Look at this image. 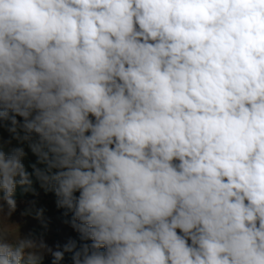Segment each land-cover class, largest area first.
I'll return each instance as SVG.
<instances>
[{
  "label": "clouds",
  "instance_id": "obj_1",
  "mask_svg": "<svg viewBox=\"0 0 264 264\" xmlns=\"http://www.w3.org/2000/svg\"><path fill=\"white\" fill-rule=\"evenodd\" d=\"M0 129V264H264V0H0Z\"/></svg>",
  "mask_w": 264,
  "mask_h": 264
},
{
  "label": "rangeland",
  "instance_id": "obj_2",
  "mask_svg": "<svg viewBox=\"0 0 264 264\" xmlns=\"http://www.w3.org/2000/svg\"><path fill=\"white\" fill-rule=\"evenodd\" d=\"M0 136L8 138L9 133H7L4 129H0ZM12 146L23 147L25 149L27 155L23 162L25 163L27 170L31 172V168L28 166L35 162L36 157L27 147V143L25 142L22 144L14 140ZM33 186L38 192L37 196H33L31 193H24L21 188H17V211L10 217L9 223L5 222L4 224L5 231L11 236L10 240L14 241L18 238V236L20 239L42 236L50 246H55L57 243L63 245L70 239H76L78 237V233H76L71 227L72 217H66L63 219L58 217V208L56 207V197L54 193H45L44 190L39 187V183L35 180ZM30 200H36L37 207L45 210L42 219L38 220L32 216L21 215L27 207L25 202ZM16 225L18 226L19 231ZM50 258V255H45L43 260Z\"/></svg>",
  "mask_w": 264,
  "mask_h": 264
},
{
  "label": "trees",
  "instance_id": "obj_3",
  "mask_svg": "<svg viewBox=\"0 0 264 264\" xmlns=\"http://www.w3.org/2000/svg\"><path fill=\"white\" fill-rule=\"evenodd\" d=\"M65 209H58V217L59 218H66V217H72V214L71 213H68L67 215H65ZM76 240L78 241L79 243V239L78 237L76 238ZM41 264H52V258L50 259H44L41 261ZM61 264H71V261L70 259L68 258V254H66V257H65V260L61 262Z\"/></svg>",
  "mask_w": 264,
  "mask_h": 264
}]
</instances>
